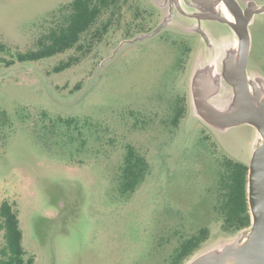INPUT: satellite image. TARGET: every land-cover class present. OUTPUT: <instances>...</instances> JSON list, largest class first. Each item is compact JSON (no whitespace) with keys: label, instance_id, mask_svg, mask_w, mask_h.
I'll list each match as a JSON object with an SVG mask.
<instances>
[{"label":"rangeland","instance_id":"rangeland-1","mask_svg":"<svg viewBox=\"0 0 264 264\" xmlns=\"http://www.w3.org/2000/svg\"><path fill=\"white\" fill-rule=\"evenodd\" d=\"M73 1L0 0V41L15 53L30 49L48 14ZM236 1L244 10L264 6V0ZM173 2L121 0L120 11L98 21L102 27L111 19L108 31L83 38L82 50L0 64V112L8 118L2 150L0 143V206L16 205L22 245L35 264H162L179 241L210 221V195L209 238L182 264H256L249 251L252 226L225 232L214 210L218 157L250 166L263 139L246 123H212L218 113L208 87L214 62L195 76L202 47L214 52L215 44L235 45L239 60L235 21L221 8L228 7L224 0L215 1L214 13ZM249 32L247 77H264V11L251 15ZM71 56L80 61L53 71ZM177 99L186 109L173 125ZM42 112L100 121L111 127L112 142L93 137L83 153L46 145L32 128ZM128 145L145 156L150 170L124 196L119 177Z\"/></svg>","mask_w":264,"mask_h":264},{"label":"trees","instance_id":"trees-1","mask_svg":"<svg viewBox=\"0 0 264 264\" xmlns=\"http://www.w3.org/2000/svg\"><path fill=\"white\" fill-rule=\"evenodd\" d=\"M121 0H74L60 6L49 13L39 25L33 46L26 51L16 53L8 45L0 41V64L11 67L16 63L39 61L70 50H82L83 38L90 35L91 39L103 37L110 27V21L97 27L104 14L120 11ZM139 21V20H138ZM139 23V22H138ZM96 27V28H95ZM93 41V40H91ZM80 61L79 56H71L59 63L53 71L60 72L72 67ZM176 107L172 111L173 125L183 119L184 104L175 100ZM8 124L7 115L0 112V143L5 146L4 127ZM40 139L46 144L55 143L67 149L74 148L77 153L85 152L91 138L96 137L102 144L103 138L109 139L111 127L92 118L51 117L47 112L38 113L33 122ZM221 164L217 167L218 198L215 213L222 221L225 232H234L251 226V214L248 204V171L249 167L236 162L227 156L218 157ZM149 164L135 147L126 146L119 177L120 192L124 196L133 194L142 184L149 172ZM215 196L205 202V210L211 214L208 223L199 226L194 233L179 241L170 258L162 264H182L209 238V225L213 221V205ZM216 200V199H215ZM0 231L4 245L0 249V264H35V257L23 247V231L20 226L19 211L15 204L4 201L0 206Z\"/></svg>","mask_w":264,"mask_h":264},{"label":"water","instance_id":"water-1","mask_svg":"<svg viewBox=\"0 0 264 264\" xmlns=\"http://www.w3.org/2000/svg\"><path fill=\"white\" fill-rule=\"evenodd\" d=\"M224 2L229 8L234 9L233 12L238 18V23H233V27L240 42L239 60L233 66V75L229 78L234 86L236 99L232 110L227 113L218 111V113H214L213 111L216 110L211 107L213 112L211 120L212 123L223 126L250 124L262 136V143L256 149L249 166L247 193L252 220L249 251L252 253L256 264H264V101H261V88L255 84H250L247 77L251 49L250 18L252 14L263 12L264 6L259 9L244 10L236 0H224ZM203 36L208 41L206 35L203 34ZM211 260H206L205 264H210Z\"/></svg>","mask_w":264,"mask_h":264},{"label":"crops","instance_id":"crops-1","mask_svg":"<svg viewBox=\"0 0 264 264\" xmlns=\"http://www.w3.org/2000/svg\"><path fill=\"white\" fill-rule=\"evenodd\" d=\"M214 47V52H212V50L209 48L202 47L200 59H198L196 62L195 76L198 75L199 69L197 70V68H200V70L203 72V66L207 61H209V63L214 62L216 64V67L213 69L209 79V83L211 85V87L208 85L209 91L212 89V94L210 95L209 99L213 100L214 103H217L215 109L216 111L227 113L232 110L236 99L234 86L232 85V81H230L231 79L229 78H231L233 75V66H235L236 63L238 51L237 46L235 45H229L226 49H223L221 45L218 44H215ZM223 50L225 54L222 53ZM227 69L229 71V75L225 77L224 74ZM257 74L258 75L249 77V82L250 84H255L258 87L264 89V77L260 73ZM219 97L222 101L219 100ZM211 102L209 103L211 104Z\"/></svg>","mask_w":264,"mask_h":264},{"label":"flooded vegetation","instance_id":"flooded-vegetation-1","mask_svg":"<svg viewBox=\"0 0 264 264\" xmlns=\"http://www.w3.org/2000/svg\"><path fill=\"white\" fill-rule=\"evenodd\" d=\"M171 1V6L173 7V6H175L176 4L173 2L174 0H170ZM201 1L203 2V3H201ZM201 1H198V2H200L198 5H195V4H192V3H190L188 0H184V3L182 4V6L181 7H183L184 8V6L185 7H190V8H193V9H195L196 11H198V12H204V11H207V9H209L208 11H210L211 13H214L215 11L213 10L214 8H216L215 7V0L213 1H210V0H201ZM217 1V0H216ZM222 1V0H221ZM214 5V6H213ZM206 6H208V7H206ZM221 6V8L226 12V14L228 15V17L232 20V21H235V22H237V19L238 18H236V15L234 14V12H233V10L234 9H231V8H228L225 4H223L222 3V5H220ZM182 13H184L186 16H190V17H192V16H194V15H190V14H188V13H186L185 11H184V9L182 10ZM262 90V91H261ZM260 96H261V101H264V89L263 88H261L260 89ZM250 125V124H249ZM252 126V125H251ZM254 127V126H253ZM255 128V127H254ZM262 142H260V144H261ZM249 167V166H248ZM251 226H252V220H251ZM250 226V227H251Z\"/></svg>","mask_w":264,"mask_h":264},{"label":"bare ground","instance_id":"bare-ground-1","mask_svg":"<svg viewBox=\"0 0 264 264\" xmlns=\"http://www.w3.org/2000/svg\"><path fill=\"white\" fill-rule=\"evenodd\" d=\"M237 23H238V19H237Z\"/></svg>","mask_w":264,"mask_h":264}]
</instances>
